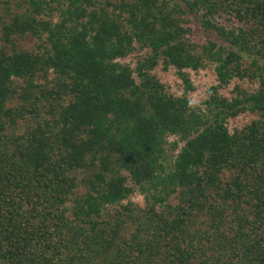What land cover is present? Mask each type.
<instances>
[{
	"label": "trees",
	"instance_id": "1",
	"mask_svg": "<svg viewBox=\"0 0 264 264\" xmlns=\"http://www.w3.org/2000/svg\"><path fill=\"white\" fill-rule=\"evenodd\" d=\"M0 29V264H264V0H0Z\"/></svg>",
	"mask_w": 264,
	"mask_h": 264
},
{
	"label": "rangeland",
	"instance_id": "2",
	"mask_svg": "<svg viewBox=\"0 0 264 264\" xmlns=\"http://www.w3.org/2000/svg\"><path fill=\"white\" fill-rule=\"evenodd\" d=\"M15 5H13V10H15ZM59 11L56 12V17L59 14ZM196 35L199 38L201 36V32H199V29L196 30ZM199 41V40H198ZM5 42H3L2 39V31L0 29V47L4 45ZM15 45L17 49H24L28 50L31 52H42L44 50V44L42 43V40L39 39L38 37H34L32 35H25L21 37H17L15 40ZM126 63H131L134 65L133 60L131 58H126L124 60ZM189 73V78L191 83L194 86V89L188 92V96L191 98L193 103H199L200 101L204 100L207 96V90L209 89L210 86L213 84L217 83V76H216V71H215V66L214 64L208 63L203 67L202 69L199 70H187ZM153 73L166 85L167 90L173 93L174 95H182L185 92V86L184 82L181 79V77L178 75L176 69L174 67H171L167 70L163 68V65L160 64L158 65L154 70ZM54 73H49L47 78H42L40 77L38 79V83H41L46 89H51L54 83ZM22 82H20V86ZM24 84L25 81L23 82ZM240 85L241 87L249 90V91H254L258 88L259 83L258 81H253L249 79H238L235 78L228 87L222 88L220 92L228 97H231L233 95V88L235 85ZM18 91H21L20 87L17 88ZM17 100V99H16ZM66 103V100L63 99L61 102ZM21 102H16L13 104L17 105L20 104ZM49 104H50V99L44 100L41 104H39V107L41 108V114L43 116H50V110L49 109ZM29 114V113H28ZM258 118V115L255 113H252L250 111L245 112L240 114L239 116L235 118H231L228 120V127L230 131H233L236 128L241 129L245 125L249 124L252 120ZM23 123V122H22ZM26 123H23L21 125L20 130H23V127H25ZM169 139L172 141L173 139H176L174 135H171ZM229 173H226L225 176L228 177ZM129 185H133V181L129 179ZM131 201L134 204L139 205L140 207H143L145 205V200L143 195L139 192L136 191L132 196H131Z\"/></svg>",
	"mask_w": 264,
	"mask_h": 264
}]
</instances>
